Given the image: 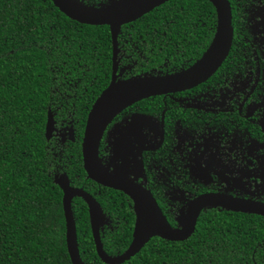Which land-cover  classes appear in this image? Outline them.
Segmentation results:
<instances>
[{
	"label": "flooded vegetation",
	"instance_id": "obj_1",
	"mask_svg": "<svg viewBox=\"0 0 264 264\" xmlns=\"http://www.w3.org/2000/svg\"><path fill=\"white\" fill-rule=\"evenodd\" d=\"M78 1L107 7L132 0ZM227 1L232 15V43L214 74L191 88L142 99L126 107L107 125L99 144L103 168L148 192L169 225L176 229L186 226L191 203L202 195L220 194L264 204V0ZM192 2L193 21L189 19L184 27L175 23V40L170 46L165 26L150 36H142L132 27L166 3L121 26L114 59L107 26L111 46L107 86L113 63L116 81L124 82L178 74L200 60L211 44V12L199 5L201 0ZM62 90L59 101L49 103L46 111L45 127L48 113L52 125L48 139L44 128L49 175L58 188L55 181L66 175L71 187L84 190L97 202L102 243L119 228L130 227L133 231L136 214L128 196L90 180L83 170L81 141L85 122L100 94L90 105L82 127L80 112L87 110V105H79L83 93H78L76 83L63 85ZM78 144L80 156L76 152ZM78 198L71 200L73 220V207L85 205L89 221L88 207L82 198L83 204L76 201ZM202 215H206L208 223L222 217H260L209 205L201 209L196 225Z\"/></svg>",
	"mask_w": 264,
	"mask_h": 264
},
{
	"label": "trees",
	"instance_id": "obj_2",
	"mask_svg": "<svg viewBox=\"0 0 264 264\" xmlns=\"http://www.w3.org/2000/svg\"><path fill=\"white\" fill-rule=\"evenodd\" d=\"M194 5L192 0H173L132 27L150 36L165 26L170 46L175 23L184 27L193 21ZM199 5L211 12L212 42L216 10L206 0ZM109 38L107 26L72 21L50 0H0V264H71L62 193L49 175L46 111L49 103L59 101L63 85L76 83L83 93L79 105H87L80 112L83 127L90 105L109 81ZM76 152L80 156V144ZM76 201L83 204L81 198ZM73 209L83 264H104L95 252L85 205ZM214 220L208 223L202 215L183 242L153 238L123 264H264V218ZM131 232L123 227L103 238L105 253L120 255Z\"/></svg>",
	"mask_w": 264,
	"mask_h": 264
},
{
	"label": "water",
	"instance_id": "obj_3",
	"mask_svg": "<svg viewBox=\"0 0 264 264\" xmlns=\"http://www.w3.org/2000/svg\"><path fill=\"white\" fill-rule=\"evenodd\" d=\"M68 19L90 26L109 27L113 59L115 57L116 38L123 24L135 21L154 8L170 0H132L125 4L93 7L78 0H50ZM217 14L216 30L213 40L203 56L187 70L168 76L137 77L129 81H116V63L112 64L109 85L92 104L86 118L81 141L83 170L87 177L104 187L121 191L133 204L136 219L132 239L128 247L118 256L105 253L98 231V204L82 189L69 185L66 175L55 183L63 193L62 211L65 223V244L71 264H83L79 254L76 227L73 220L71 200L80 197L88 207L92 240L98 259L104 264H123L138 254L151 238L158 237L166 241L186 240L194 231L197 217L203 207L222 206L234 212L257 215L264 218V204L251 200L234 199L220 194H207L196 198L189 207L187 224L182 229L169 225L154 198L132 182L111 175L100 163L98 157L102 135L111 120L123 109L142 99L170 93L195 86L209 78L221 66L228 55L232 43L233 29L231 8L227 0H208ZM45 127L48 139L52 125L50 113Z\"/></svg>",
	"mask_w": 264,
	"mask_h": 264
}]
</instances>
